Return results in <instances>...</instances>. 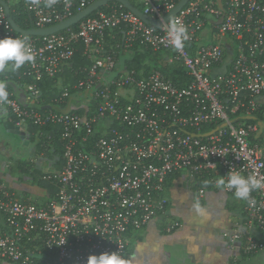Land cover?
Masks as SVG:
<instances>
[{
    "label": "built area",
    "instance_id": "obj_1",
    "mask_svg": "<svg viewBox=\"0 0 264 264\" xmlns=\"http://www.w3.org/2000/svg\"><path fill=\"white\" fill-rule=\"evenodd\" d=\"M97 1L0 3L12 19L24 15L30 30H44ZM128 1L150 23L112 1L46 36L17 32L0 4V38H26L32 47L23 91L42 107L9 97L0 110L29 140V128L38 129L37 155L47 164L38 181L53 187L32 196L0 182V258L7 263L87 264L90 255L111 252L129 261L136 234L168 220L173 178L187 179L200 199L208 192L234 197V189L216 187L231 169L264 182V0H190L169 21L182 0ZM173 22L187 29L181 49L169 34ZM145 51L182 74L128 68ZM78 54L86 65L75 67ZM67 70L76 79L71 87L63 84ZM48 81L56 84L44 99ZM250 199H237L241 216L225 235L244 258L264 254V188ZM175 227L169 222L167 231Z\"/></svg>",
    "mask_w": 264,
    "mask_h": 264
},
{
    "label": "crops",
    "instance_id": "obj_2",
    "mask_svg": "<svg viewBox=\"0 0 264 264\" xmlns=\"http://www.w3.org/2000/svg\"><path fill=\"white\" fill-rule=\"evenodd\" d=\"M12 119L0 110V150L9 147L6 141L12 129L7 131L4 127ZM30 142L29 149L18 150H33L36 144ZM184 181L182 176L171 180L168 220L151 222L136 234L129 249L130 264H234V260H241V252L231 249L225 236L240 219L241 202L223 192H208L200 199L188 189L189 185H182ZM197 207L203 214L196 211ZM169 222L176 223L171 232L167 231ZM259 255L250 258L256 260ZM0 264L10 263L0 258Z\"/></svg>",
    "mask_w": 264,
    "mask_h": 264
},
{
    "label": "clouds",
    "instance_id": "obj_3",
    "mask_svg": "<svg viewBox=\"0 0 264 264\" xmlns=\"http://www.w3.org/2000/svg\"><path fill=\"white\" fill-rule=\"evenodd\" d=\"M57 0H45V6L52 8ZM169 34L173 40L174 47L181 49L183 41L188 39L187 29L179 22H173L169 25ZM35 56L28 40L16 37L0 38V70L11 66L12 70H18L26 63L34 62ZM7 81H0V104L8 103ZM216 187L225 189H234V197L239 200L252 202L250 195L253 191L264 188V182L257 179L254 175L243 176L238 171L232 169L227 175L220 176L216 181ZM199 214L203 210L196 208ZM87 264H129V261L122 257L118 252L102 253L99 255H90Z\"/></svg>",
    "mask_w": 264,
    "mask_h": 264
},
{
    "label": "rangeland",
    "instance_id": "obj_4",
    "mask_svg": "<svg viewBox=\"0 0 264 264\" xmlns=\"http://www.w3.org/2000/svg\"><path fill=\"white\" fill-rule=\"evenodd\" d=\"M12 138L16 139L15 143L11 142L10 139ZM6 145L9 146L6 147V150H0V181L7 183L18 192H24L32 196L43 195L44 191L39 185L38 178L45 171L46 160L37 155V153L34 156V150H18L19 148L23 149L21 148L22 142L20 137L14 134L8 133ZM186 181L187 179L183 182V186L187 184ZM187 187L192 191V185ZM232 198L236 200V198ZM186 209L188 208L185 205L184 210ZM240 258L241 260H234V264H264V254H260L256 260L242 258V256Z\"/></svg>",
    "mask_w": 264,
    "mask_h": 264
},
{
    "label": "trees",
    "instance_id": "obj_5",
    "mask_svg": "<svg viewBox=\"0 0 264 264\" xmlns=\"http://www.w3.org/2000/svg\"><path fill=\"white\" fill-rule=\"evenodd\" d=\"M14 22L16 23V25L21 28L22 30H30L32 29L31 25H26L24 23V15H16V14H12ZM159 54L156 53H151V52H143L141 54H136L134 55V57L129 60V62L127 63L128 68L131 67H139V68H145V69H151V68H155V69H160L164 72V74L172 79H175L177 75H181L182 73H180L179 71L176 72L174 67L172 66H164L162 59H159ZM87 63L81 58V55L78 54L76 59H75V67L81 66V65H86ZM0 81H7L8 84V93H9V97H13V98H17L14 89L11 85H9V83H14L16 84L19 88H24V86L28 83H31V81L23 76V67H21L18 70H12V68L9 69V71H7V69L4 70H0ZM74 83H76V79L73 77V74L71 72V70H67L66 74L64 75V80H63V84L65 86H72ZM56 84V81H48L44 84V99L49 98L48 94L49 92H51V90L54 89V85ZM18 99V98H17ZM262 119V117H261ZM38 129L34 128V127H30L29 128V132L31 134L30 140L36 144V146L38 147V151L40 152L41 148L40 145L37 143V138L34 135L35 133H37ZM62 161L59 160L57 162V166L58 168H60L62 166ZM27 170H29L27 168ZM42 175V174H41ZM40 177V176H39ZM39 185L44 189V188H51L53 189V187L43 181H39Z\"/></svg>",
    "mask_w": 264,
    "mask_h": 264
},
{
    "label": "water",
    "instance_id": "obj_6",
    "mask_svg": "<svg viewBox=\"0 0 264 264\" xmlns=\"http://www.w3.org/2000/svg\"><path fill=\"white\" fill-rule=\"evenodd\" d=\"M112 1H118L123 3L129 10L133 11L134 13H136L137 15H139L146 23H150V21L148 20V18L146 16H144L139 10H137L136 8H134L132 6V4L128 1V0H98L97 2H95L93 5H91L89 8H87L85 11H83L82 13L78 14L77 16H75L74 18H72L71 20L64 22L58 26L52 27V28H48V29H44V30H22L21 28H19L16 23L14 22V20L12 19V17L10 16V11L9 8L6 4L4 3H0L1 5H3L6 8V12L8 14L9 20L11 21L13 27L15 28V30L19 33H24L27 35H33V36H46V35H51L54 33H58L61 31H65L66 29L78 24L82 19L88 17L89 15H91L92 13H94L95 11L99 10L100 8L106 6L109 2ZM190 0H182L178 6L176 7V9L165 18V21H169L170 19H172L184 6L187 5V3ZM219 4L220 6H222V0H219ZM153 24L155 26L160 25V21H155L153 22ZM9 85H11L14 89V92L19 100L20 103H22L24 106L29 107V108H40L42 109V107L40 106H36V105H31L29 104V101L27 100V95L25 94V92L23 91V89L19 88L16 84L14 83H9ZM79 102L77 101V104ZM52 108V107H50ZM44 109V108H43ZM53 109V108H52ZM249 120H255V117H250L247 118ZM6 130L8 131L9 129H12L11 131H8L9 134H14L16 136L20 137V140L22 142V147L21 148H27L29 149L31 147V142L29 140V138L27 137L26 133L24 131H21L20 128L17 126V122H12L11 124H8L5 126ZM262 129H264V125H262ZM12 143L16 142V139L12 138L10 139ZM33 155L35 156L37 151H38V147L34 146L33 148Z\"/></svg>",
    "mask_w": 264,
    "mask_h": 264
},
{
    "label": "flooded vegetation",
    "instance_id": "obj_7",
    "mask_svg": "<svg viewBox=\"0 0 264 264\" xmlns=\"http://www.w3.org/2000/svg\"><path fill=\"white\" fill-rule=\"evenodd\" d=\"M45 170H47V164L45 163Z\"/></svg>",
    "mask_w": 264,
    "mask_h": 264
}]
</instances>
